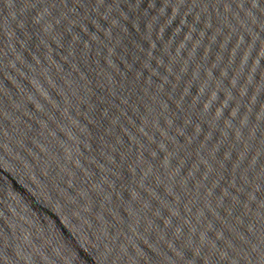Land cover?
I'll use <instances>...</instances> for the list:
<instances>
[{"label":"water","instance_id":"1","mask_svg":"<svg viewBox=\"0 0 264 264\" xmlns=\"http://www.w3.org/2000/svg\"><path fill=\"white\" fill-rule=\"evenodd\" d=\"M0 264H264V0H0Z\"/></svg>","mask_w":264,"mask_h":264}]
</instances>
